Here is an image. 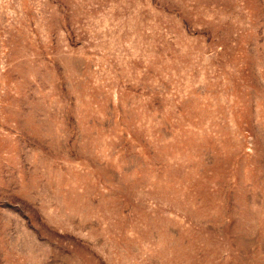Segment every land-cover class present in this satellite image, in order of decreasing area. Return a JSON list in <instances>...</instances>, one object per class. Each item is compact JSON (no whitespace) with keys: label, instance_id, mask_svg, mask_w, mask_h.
<instances>
[{"label":"rangeland","instance_id":"374dc122","mask_svg":"<svg viewBox=\"0 0 264 264\" xmlns=\"http://www.w3.org/2000/svg\"><path fill=\"white\" fill-rule=\"evenodd\" d=\"M0 264H264V0H0Z\"/></svg>","mask_w":264,"mask_h":264}]
</instances>
